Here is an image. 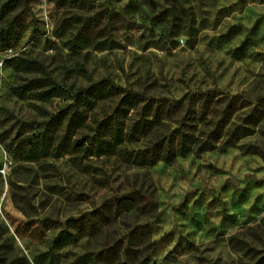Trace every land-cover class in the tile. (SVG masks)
Segmentation results:
<instances>
[{"label":"rangeland","instance_id":"374dc122","mask_svg":"<svg viewBox=\"0 0 264 264\" xmlns=\"http://www.w3.org/2000/svg\"><path fill=\"white\" fill-rule=\"evenodd\" d=\"M16 57L38 60L72 90L102 83L154 102L210 92L256 105L264 103V0H0V264H109L101 258L127 228L146 223L138 261L257 264L264 157L236 145L136 166L131 143L99 153L93 134L118 96L94 102L84 123L70 121L69 99L12 94L24 77L11 67ZM51 115L61 119L51 126L57 151L26 154L17 133L36 132ZM135 118L130 110L127 124ZM246 142L264 151V134ZM132 192L156 208L102 219L95 235L71 223L91 212L100 220L107 200Z\"/></svg>","mask_w":264,"mask_h":264},{"label":"trees","instance_id":"16d2710c","mask_svg":"<svg viewBox=\"0 0 264 264\" xmlns=\"http://www.w3.org/2000/svg\"><path fill=\"white\" fill-rule=\"evenodd\" d=\"M77 41L85 45L88 38L82 35ZM11 67L15 72L24 75L21 82L11 88L15 97L38 102L55 98L69 99L75 106V111L69 117L70 121L78 118L84 123L94 102L102 100L107 93L118 96L116 108L112 114H106L98 122L93 134L92 139L99 153H104L107 149L122 151L127 143H131L133 148L130 157L136 166H153L161 161L169 163L177 157L200 155L236 145L245 154L264 157V151L259 144H240L252 136L264 134L260 127L264 119L263 102L252 105L240 97L210 92L189 94L174 102L165 99L154 102L138 92L116 87L105 89L102 83L72 90L57 83L45 66L32 58H13ZM80 104L85 108L78 111ZM39 110L44 117L49 115L44 110ZM130 110L136 112V118L129 125L127 123ZM43 121L42 128L34 133L21 136L20 132L17 133L19 144L27 147L26 154L46 153L50 147L57 151L51 126L59 123L61 119L51 115ZM58 144L60 142L56 141V145ZM57 155L61 153L58 152ZM155 208V202L147 200L145 195L132 192L107 200L98 210L100 220H96V212H91L86 218L78 217L71 220V223L80 231L95 235L98 229L96 223L106 221L110 216L116 218L134 210L146 213ZM101 225L99 224V228ZM148 226L146 223L127 228L125 242L117 241L109 253L102 256V261L109 264H147L148 257H143L140 261L137 258L143 250H147L145 244L149 242ZM256 263L264 264V254Z\"/></svg>","mask_w":264,"mask_h":264},{"label":"built area","instance_id":"2783aa9c","mask_svg":"<svg viewBox=\"0 0 264 264\" xmlns=\"http://www.w3.org/2000/svg\"><path fill=\"white\" fill-rule=\"evenodd\" d=\"M0 174H1V175L4 174V169H1V170H0Z\"/></svg>","mask_w":264,"mask_h":264}]
</instances>
